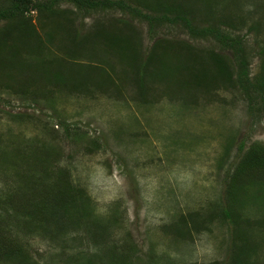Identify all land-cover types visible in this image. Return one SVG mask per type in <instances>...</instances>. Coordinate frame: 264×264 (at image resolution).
Wrapping results in <instances>:
<instances>
[{"label":"rangeland","instance_id":"obj_1","mask_svg":"<svg viewBox=\"0 0 264 264\" xmlns=\"http://www.w3.org/2000/svg\"><path fill=\"white\" fill-rule=\"evenodd\" d=\"M175 1L192 9L198 26L221 19L239 25L219 22L244 37L251 80L264 72V0ZM57 7L65 12L41 17L33 9L31 33L15 31L2 52L25 65H0V196L17 188V163L24 168L37 157L33 149L45 145L68 171L69 183L90 195L94 214L115 216L117 224L96 245L85 232H57L51 239L24 221L16 219V226L1 218L0 240L23 244L30 264L110 263L114 243L117 253L131 254L132 264H229L234 242L248 246L247 264H264V184L245 186L235 223L223 214L239 161L253 142L264 146V113L251 116L235 84L217 78L199 86L192 73L181 70L185 43L204 57L202 64L210 61V50L229 58L233 51L212 36L193 37L180 21L152 30L145 16L116 7L84 12L68 1ZM143 13L159 15L145 7ZM7 25L11 22L3 20L0 28ZM72 30L80 46L70 39ZM159 40L166 47L156 51L140 86L139 64ZM231 65L234 80L238 67ZM46 69L51 80L42 74ZM185 79L188 84H177ZM12 112L24 116L16 120ZM12 196L24 203L21 194ZM0 264L17 263L0 259Z\"/></svg>","mask_w":264,"mask_h":264},{"label":"trees","instance_id":"obj_2","mask_svg":"<svg viewBox=\"0 0 264 264\" xmlns=\"http://www.w3.org/2000/svg\"><path fill=\"white\" fill-rule=\"evenodd\" d=\"M62 1L75 4L79 10H83L84 12H89L100 7H116L123 11H131L133 15L145 16L153 22L152 30L154 26L167 21H180L187 27L193 37H214L220 43V47L232 50L234 57L229 58L217 53L215 50H210L207 56L210 61L206 60L202 64L204 57H200L201 54L195 53L191 44L185 43L187 52L185 53L186 56H184L185 63L181 62V70L184 71L186 69L192 73V77L196 79L194 83L199 86L206 83L209 84V81H214L217 78L221 79L222 82L235 84L248 99L250 115H257L262 113V111L264 113V72L258 73L253 81L251 80L250 62L244 37L233 35L223 30L219 22L235 29L240 26L227 19H221L209 25L198 26L193 22L194 17L189 15L192 9L184 4H178L175 0H3L0 2V23L3 20H8L11 22V25L0 28V65L9 68L25 65L22 59L17 58L16 55L12 57L3 55L2 52L5 51V46L12 44L10 41L13 39L12 35L15 31L21 32L25 30L27 35L31 33H28V31H32L30 29L31 21L29 16H31L30 13H32L33 9H36L39 15L41 14V17L60 15L65 12L64 9L57 7V4ZM143 7L157 11L159 15L142 14ZM155 22L156 24H154ZM75 31L73 32L72 30L71 38L70 36L68 38L72 39L73 42H77V45L80 46L78 44L79 38L76 37L77 32ZM97 34L102 37V29L101 32L97 30ZM79 36L81 35L79 34ZM84 38L86 39V37ZM109 38L112 45L117 43L114 41L117 39L116 35H109ZM105 39L107 40V36ZM160 41L155 44L147 59L139 64L140 66L135 76L140 86H145L144 83L149 74L148 68L154 61L156 51L163 46L158 45ZM72 47L77 51L79 50L78 47L75 48V45ZM165 47L163 46V48ZM129 49L133 50L131 46H129ZM136 52L132 53L131 56L133 64L138 63V53ZM260 54L263 56L261 57L264 61V47H262ZM232 63H235L238 67L237 76L234 80L235 72L231 65ZM210 72H216L217 75L215 74V76L211 77ZM48 73L49 70L46 69L45 73L42 74L48 80H51L48 77ZM188 81L189 79H185L177 82V84L182 87V85L188 84ZM143 91H145V88ZM10 114L16 120L24 116L19 112H12ZM250 146L246 152V157H243L239 161V168L237 167L232 174L233 180L229 181L230 183L226 191L230 198H228L229 204H227V208H225L223 214L225 217L231 218L233 223L236 222L234 218L236 217L237 209L244 207L240 206V200L243 197L242 193L245 190V186L250 182H256L258 185L264 184V146L257 141L253 142ZM48 148L50 147L40 145L33 149L32 153L36 154L37 157L33 159V162L27 160L24 168L20 167L21 163H17L16 172L18 178H16L17 182H15L18 183V186L15 190L11 187L7 193L0 196V219L12 220L15 225L16 219L24 221L25 226L29 230H32V232L40 230L45 236L49 234L51 239L54 238L53 235L57 232L59 234L60 232L63 233V231H80L81 233L85 232L87 238L96 239V245L105 243V237L110 232V229L115 227L117 219L115 216L100 218L94 214L93 205L90 203V195L83 188L72 186L69 183L68 171L60 165L55 156H50ZM243 149L244 143L240 145V150ZM7 151L4 150L6 153ZM13 151L26 153L21 148H16ZM260 191L264 190L260 189ZM15 194L23 196L24 203L22 205L12 196ZM231 196L235 197L232 204L230 200ZM233 204H237V206L233 208ZM19 216H24L23 218L26 219L21 220ZM1 231L0 226V235ZM240 235L242 236V232L238 235L242 240ZM118 246V244L114 243L109 248V256H111L112 262L105 264H132L130 260L131 254H127L125 251L117 253L116 248ZM248 253V246L243 247L234 242L229 250V264H247L245 256ZM0 259L16 262L17 264H30L31 258L29 250L23 244L8 239L6 241L0 240ZM68 261L73 262V259H68ZM87 264H92L91 259Z\"/></svg>","mask_w":264,"mask_h":264}]
</instances>
